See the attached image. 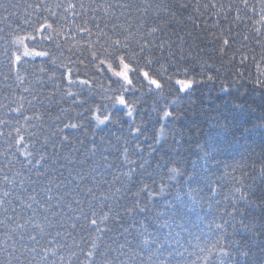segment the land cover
<instances>
[{
    "label": "snow or ice",
    "instance_id": "snow-or-ice-1",
    "mask_svg": "<svg viewBox=\"0 0 264 264\" xmlns=\"http://www.w3.org/2000/svg\"><path fill=\"white\" fill-rule=\"evenodd\" d=\"M242 24L264 49V0H0V264H264Z\"/></svg>",
    "mask_w": 264,
    "mask_h": 264
},
{
    "label": "trees",
    "instance_id": "trees-1",
    "mask_svg": "<svg viewBox=\"0 0 264 264\" xmlns=\"http://www.w3.org/2000/svg\"><path fill=\"white\" fill-rule=\"evenodd\" d=\"M251 27V26H249ZM249 34L245 30V26L242 24L239 28H237L232 35L235 37V40L232 42L231 47L228 49L227 56L232 57L235 52V65L233 67L239 66V62L242 55H247L248 61L246 62V67L244 69H241L245 72V75H247L248 70L250 69L252 72V75L255 77L257 74V64L260 65L262 69H264V62H262V55H264V49L260 47V45L255 43L254 39H250L249 41L245 42L243 40V36ZM239 50V51H235ZM0 51H2V46H0ZM253 57H255L256 63H252ZM7 71V68L4 66L3 63V57L0 56V76L4 72ZM182 123L189 125L191 128V136L189 139L195 140L198 138V133L200 129L204 126L203 119L197 120L196 124H193L191 120H185ZM199 125L200 127H197ZM151 130V129H150ZM239 158L238 154L236 152H232L230 154H225V157L223 158L225 164H231L232 158Z\"/></svg>",
    "mask_w": 264,
    "mask_h": 264
}]
</instances>
